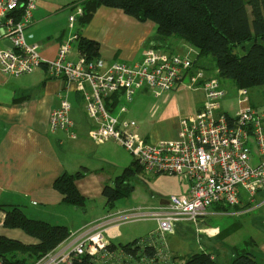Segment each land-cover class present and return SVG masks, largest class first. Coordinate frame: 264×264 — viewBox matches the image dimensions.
I'll use <instances>...</instances> for the list:
<instances>
[{
  "label": "built area",
  "instance_id": "built-area-1",
  "mask_svg": "<svg viewBox=\"0 0 264 264\" xmlns=\"http://www.w3.org/2000/svg\"><path fill=\"white\" fill-rule=\"evenodd\" d=\"M37 2L0 0V43L3 44L0 70L7 75L22 76L46 68L50 76L63 78L85 95L87 113L97 122L90 132L94 140H115L142 169L158 175L180 176L189 190L185 195L172 196L167 206L155 211L117 212L116 222L147 218L158 222V229L150 239L138 240L140 251L136 253L120 248L112 250L102 232L93 235L81 232L80 237L79 233L73 234L34 264H74L86 255L91 256L92 264H160L172 258L163 240L176 231L178 224L191 222L199 227L213 207L240 205L242 190L250 200L264 192V106L250 105L249 89H238L239 109L229 114L221 109L225 91L219 80L207 76L202 69L194 72V58L151 47L135 65L114 62L107 71H102L103 63L98 58L89 59L79 52L76 60L71 59L74 47L81 41L78 34H71L60 45L56 59L46 60L40 55L39 45L28 43L25 36ZM82 14L79 7L69 17L71 30ZM5 42H10L12 47ZM184 85L191 90L201 89L204 102L195 116L182 121L174 140L149 144L138 132L137 122L121 119L107 107L108 101L112 102L119 94L131 102L140 91L149 90L155 97H161L163 92ZM71 109L72 104L64 99L53 110L50 119L53 130L74 127ZM120 111L124 113L126 108ZM146 245L157 250L153 257L144 254Z\"/></svg>",
  "mask_w": 264,
  "mask_h": 264
},
{
  "label": "crops",
  "instance_id": "crops-1",
  "mask_svg": "<svg viewBox=\"0 0 264 264\" xmlns=\"http://www.w3.org/2000/svg\"><path fill=\"white\" fill-rule=\"evenodd\" d=\"M82 1L38 0L37 8L33 11L32 22L25 30V36L29 43L39 45L40 55L44 59H56L60 45L66 42L71 34L78 33L82 39L99 43L98 60L103 63L102 71H107L114 62L135 65L143 60L146 50L155 46L150 43L151 38L157 33L154 22H140L121 9L107 6L98 8L87 25L80 24L79 26V23H75L74 29L71 30L69 17L81 7ZM173 40L169 41V44H173L174 50L180 55H191L194 59H198V49L184 40L183 43ZM2 46L3 44L0 43V47ZM78 46L79 44L74 47L72 60L77 59V54L80 52ZM198 65H200L199 59ZM206 75L211 77L207 71ZM235 88L238 97L236 83ZM228 90H224L225 97L231 92ZM192 91L197 97V111L189 118L200 111L204 102V92L201 89ZM83 95L63 78L50 76L46 68L22 76L7 75L0 70V235L24 244L37 243L36 239L27 235L23 230L6 227V211L15 207L21 209L29 219L45 221L55 226H66L71 236L79 233L78 237H80L83 234L81 232H85L86 235L102 232L108 243L125 245L131 243L129 241L134 238L133 230L125 228L126 222H116L114 217L117 212L131 209L155 211L169 203L170 197L162 200L152 197L151 200L145 202V207L139 205L131 209H116L118 201L108 204L107 199L102 195L103 188L106 185L114 186L116 178L131 167L133 162L129 167L127 165L124 169L116 168V172L111 171L116 151L111 150L109 146L121 145L115 140L99 142L91 137L90 132L96 127L97 122L89 117L85 95ZM170 96L171 93L164 98H170ZM161 97L155 98L160 99ZM64 99L72 104L70 117L74 127L53 130L50 124L51 113L62 105ZM258 102L260 103L257 104L264 105V102ZM128 105L130 102L126 101L122 94L114 96L112 102L109 100L107 103V107L114 111L119 109L117 116L121 119L126 118L129 112ZM122 107L126 108V112L120 111ZM157 109L158 107L153 108L152 117L158 114ZM221 109L222 111L223 109L230 110L228 112L234 114L239 109V102L237 100L236 107L235 103L226 101L225 106L222 103ZM137 124L138 132L142 127L143 134L139 133L147 140L150 136L147 134L150 127L146 131L148 125L145 121L137 122ZM178 132L179 128L175 130L173 137L167 140L176 139ZM78 173L83 174V177L76 181V186L86 199L84 208L65 204L63 194L54 187L57 178L64 174L76 175ZM185 184L173 194H187L189 186L186 182ZM246 195L249 198L246 192H241L240 205L231 206L232 213L239 209L236 216L246 215L251 209L264 204V192L257 195L262 200L256 207L247 205L244 201ZM216 213L229 214L231 212L213 207L206 217ZM147 219L156 224L155 231H157L158 222L153 218ZM139 221L146 222L147 220ZM179 225L181 223L177 228ZM202 225L197 227L200 238L203 236L210 242L222 239L219 257L217 255L218 246L207 250L206 247L200 245V251L178 254L175 253L176 249L170 243H166L167 250L173 259L175 258L171 264H185L191 255L200 252L212 254L217 264H228L238 256L235 253L231 255L227 253L226 246L231 236L230 233L223 232L220 227ZM259 236L261 237L258 239L251 237L245 241L246 246L256 247V251L248 248L249 251L246 253L254 255L259 264H264V232L260 231Z\"/></svg>",
  "mask_w": 264,
  "mask_h": 264
},
{
  "label": "trees",
  "instance_id": "trees-1",
  "mask_svg": "<svg viewBox=\"0 0 264 264\" xmlns=\"http://www.w3.org/2000/svg\"><path fill=\"white\" fill-rule=\"evenodd\" d=\"M102 6L123 10L127 15L140 22L152 21L157 27L156 35L150 43L157 46L174 36L199 50L198 59L213 56L219 77L233 80L238 89L264 87V0H83V14L77 23L87 25L94 13ZM21 16H19L20 19ZM26 30V29H25ZM78 35H80L78 33ZM252 42L247 52L239 56L238 48ZM154 46V47H155ZM99 43L82 39L78 48L89 59L98 58ZM195 59L193 68L203 67ZM142 170L134 161L133 165L116 178L114 186L106 185L102 195L108 204L129 198L135 190L131 178ZM83 174H64L57 178L54 187L63 194L65 204L84 208L85 197L79 192L76 181ZM229 207L222 210L229 212ZM6 227L21 229L37 240L36 244L24 243L0 235V260L9 263L7 253L23 251L32 261L18 259L13 264H34L71 236L66 226H55L45 221L29 219L19 208L6 211ZM138 240L129 244H111L117 248L136 253L140 251ZM144 254L153 257L157 250L146 245ZM142 252V253H143ZM175 259V258H174ZM173 257L160 264H171ZM173 260V261H172ZM74 264H92L91 256H83ZM185 264H217L212 254L200 252L191 255ZM228 264H259L250 253L240 254Z\"/></svg>",
  "mask_w": 264,
  "mask_h": 264
},
{
  "label": "rangeland",
  "instance_id": "rangeland-1",
  "mask_svg": "<svg viewBox=\"0 0 264 264\" xmlns=\"http://www.w3.org/2000/svg\"><path fill=\"white\" fill-rule=\"evenodd\" d=\"M173 39H175L177 42H184L182 39L172 36L166 40L165 43H159L158 48L167 53L179 54V52L174 50V45L169 44V41H174ZM251 44V41L247 42L245 44L246 49L240 47L236 50V53L239 56L244 55L247 52V49L251 47ZM188 56L191 57V55ZM199 64L211 77H216L219 80L221 89L226 91L229 89L231 91L230 94L222 100L224 106L226 101H229L230 103H235L237 107L238 97L236 94L235 82L230 79L219 77L216 71L215 58H213V56L200 58ZM185 83H187V79L185 80ZM249 92V97L252 100L249 102L250 105L260 108L263 107L264 105H259L257 103H260L258 101L264 102V87H254L251 88ZM169 93H171L170 98H164ZM162 95L163 96L160 99H156L153 92L149 90L140 91L133 96L130 105H128L129 112L126 114L125 119L136 120L139 123L145 121L147 123L146 125H148V128H146V131L150 127V131L147 133L150 135L147 139L149 144H154L161 140L171 139L175 133V130L180 127L182 121L189 119V116L194 115L197 111L196 94L191 89H188L187 85L181 86V88L179 87L173 89L172 91H165ZM155 107H158V114L152 117L151 112ZM223 110L227 113L230 112V110H228V112L227 109ZM118 111L119 109L115 110L113 115H117ZM143 131L144 130L141 127L139 132L143 134ZM109 147L111 150L116 151L115 160H113L111 171L113 170L116 172V168L124 169L127 165L129 167L131 163L135 161V158L131 156L122 146L111 145ZM120 173L121 171L119 174ZM131 180L135 187L132 197L121 199L120 202L118 201L116 209H131L139 205L140 207H145V202H147L149 199L151 200L152 197H157L162 200L168 197L171 198L172 196H182L174 195L173 193L176 192L180 186L182 187L183 185H186L183 178L180 176L158 175L148 172L144 169L140 170L139 174L134 175ZM241 192L245 191L242 190ZM261 200L262 198H260V196H257L256 200L255 198L254 200H250L247 195L244 197V201L247 203V205L254 207H256ZM232 210V207H230L229 211L231 213L229 214L216 213V216L213 215L205 217L199 222L198 226H201L203 223H205L203 224L205 227H220L223 232L227 231L230 233L231 236L229 237L228 242L226 241V248H228L227 253H229V255L232 253H235L236 255L246 253L249 251L248 248H253V250L256 251L255 246H246L245 241L251 237L258 239L261 237L259 236L260 231L264 232V204L251 209L246 215L241 217L236 216V213H239V209L238 211H233L235 213H232ZM210 211H212V209H210ZM139 220L142 219L126 221L127 226H125V228L133 230L134 235V238L129 242H133L135 240L140 241L141 239L147 240L150 239L151 235L156 233V224L148 221L150 219H146V222ZM220 242H222V239L212 240L210 242L203 236L200 238L197 232V225L191 222L181 223V225H179L173 234L166 235L165 239L163 240V243H170V245L176 249L175 253L178 254L182 252L190 253V251H200V245L201 247H206L207 250L218 246V257L222 247ZM218 243L220 244L218 245ZM232 246H234L235 249ZM230 247H232V250ZM244 250L245 252H243ZM6 256L9 260L7 261L9 263L6 264H13L18 259L26 261L33 260L29 254H26L23 251H12L7 253Z\"/></svg>",
  "mask_w": 264,
  "mask_h": 264
},
{
  "label": "water",
  "instance_id": "water-1",
  "mask_svg": "<svg viewBox=\"0 0 264 264\" xmlns=\"http://www.w3.org/2000/svg\"><path fill=\"white\" fill-rule=\"evenodd\" d=\"M5 45L9 46V47H12L11 43L10 42H5Z\"/></svg>",
  "mask_w": 264,
  "mask_h": 264
},
{
  "label": "bare ground",
  "instance_id": "bare-ground-1",
  "mask_svg": "<svg viewBox=\"0 0 264 264\" xmlns=\"http://www.w3.org/2000/svg\"><path fill=\"white\" fill-rule=\"evenodd\" d=\"M109 218V217H108ZM113 226V225H112ZM111 227V226H110Z\"/></svg>",
  "mask_w": 264,
  "mask_h": 264
}]
</instances>
